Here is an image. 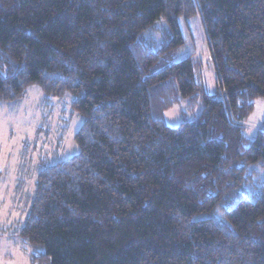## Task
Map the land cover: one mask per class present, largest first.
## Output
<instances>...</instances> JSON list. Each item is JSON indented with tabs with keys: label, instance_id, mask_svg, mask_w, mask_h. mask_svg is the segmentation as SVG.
<instances>
[{
	"label": "trees",
	"instance_id": "16d2710c",
	"mask_svg": "<svg viewBox=\"0 0 264 264\" xmlns=\"http://www.w3.org/2000/svg\"><path fill=\"white\" fill-rule=\"evenodd\" d=\"M196 16L215 94L194 52L175 60ZM33 83L81 124L36 175L17 232L32 263L264 264V120L244 127L264 98V0H0V101ZM184 98L202 112L168 125Z\"/></svg>",
	"mask_w": 264,
	"mask_h": 264
},
{
	"label": "rangeland",
	"instance_id": "374dc122",
	"mask_svg": "<svg viewBox=\"0 0 264 264\" xmlns=\"http://www.w3.org/2000/svg\"><path fill=\"white\" fill-rule=\"evenodd\" d=\"M180 29L184 44L175 60L194 52L201 62L207 91L217 93V78L199 16L181 20ZM200 107V102L190 104L184 98L163 116L168 125L175 126L194 121L202 112ZM263 120L264 98H257L244 124L245 133L251 137ZM80 124L81 117L71 112L69 94L60 99L46 98L36 83L27 86L21 97L0 101V264H35L30 258L33 249L17 232L34 196L37 173L44 165L77 151L73 137Z\"/></svg>",
	"mask_w": 264,
	"mask_h": 264
}]
</instances>
